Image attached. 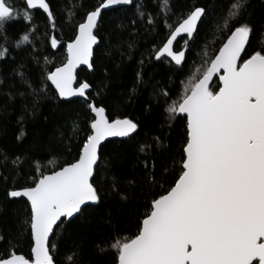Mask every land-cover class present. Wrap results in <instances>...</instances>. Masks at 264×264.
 <instances>
[{
  "label": "snow or ice",
  "instance_id": "obj_1",
  "mask_svg": "<svg viewBox=\"0 0 264 264\" xmlns=\"http://www.w3.org/2000/svg\"><path fill=\"white\" fill-rule=\"evenodd\" d=\"M248 2H230L223 18V29L230 34L212 56L203 53V70L197 69L198 75L182 83V94L173 100L167 87L154 90L153 95L164 100L169 127L178 118L186 120L180 170L169 178L164 168L158 176L155 162L151 168L145 162L150 183L161 192L146 205L135 235H117L110 245L99 248L101 253L111 251L115 264H264V49L243 59L253 27L246 22L232 24L247 11ZM133 5L135 18L129 21L130 27L144 20L154 31L162 21L168 34L162 46L155 48L154 58L167 60L181 71L191 46L199 39L200 26L212 12L211 8L194 5L177 15L171 0H162L161 11L153 14L146 10L143 0H98L73 25V36L67 42L51 37V48L65 50L63 63L48 70L46 62L35 80L18 74L21 83L31 89L18 93L33 97L31 111L35 112L40 100L49 98L51 90L58 101L71 103L73 98H81L89 116L84 128L73 124L74 135L69 137L70 150L75 135L84 132L76 145L77 158L48 173L38 167L29 186L13 185L6 191L9 199L26 198V218L19 234H28L30 256L18 254L12 247L0 253V264H56L53 253L58 249L54 242L57 233L66 231L101 199L91 178L103 157L102 142L137 131L138 124L132 119L113 118L92 99V85L80 81L77 71L80 66L93 69L94 47L104 41L106 14ZM37 8L43 10L55 30L57 17L49 0H24L22 7L17 0H0V60L10 51L6 24L26 22L28 28L15 46L32 43L30 37L36 30L32 10ZM133 46L134 42L128 44ZM144 63L140 61L141 66ZM136 77L138 84L144 82L142 71H137ZM23 134L21 130L17 139ZM139 150L144 152V146ZM18 161L16 157L13 165ZM165 184L169 186L165 188ZM67 259L69 264H80L82 249L77 247Z\"/></svg>",
  "mask_w": 264,
  "mask_h": 264
},
{
  "label": "trees",
  "instance_id": "obj_2",
  "mask_svg": "<svg viewBox=\"0 0 264 264\" xmlns=\"http://www.w3.org/2000/svg\"><path fill=\"white\" fill-rule=\"evenodd\" d=\"M17 2L21 7L24 4V0ZM49 2L57 17L55 30L43 10L34 9L33 27L36 30L30 37L32 43L16 47L15 42L28 25L23 20L6 24V46L10 51L6 59L0 60V177L8 178L7 181L0 179V235L4 236L0 240V253L15 247L17 253L27 257L30 256V239L27 233H19L28 206L24 198L6 197V191L13 185L17 188L29 186L38 167L48 173L77 158L76 145L84 132L75 135L70 150L69 137L74 135L73 124L78 123L84 128L89 116L81 98L73 99L71 103L58 101L54 91L50 90L49 98L40 100L33 112V97L18 94L31 91L21 83L19 73L35 80L38 69L46 62L48 70L64 62L65 50L51 48V37L55 35L58 41L67 42L73 36V25L98 0ZM230 2L232 0H171L177 15L186 13L194 5L212 9L200 26L199 39L191 46L183 71L167 60L161 62L154 58L155 48L162 46L168 34L162 21L154 31L144 20H140L135 28L130 27L129 21L135 18L134 5L106 14L102 26L104 41L95 50L94 67L92 70L81 68L78 79L92 85L91 98L102 104L109 115L128 117L138 124V128L132 136L109 140L102 146L103 157L93 179L101 199L66 231L57 233L54 242L58 249L53 253L56 264H69L67 257L77 247L82 249L80 264H115L114 254L111 251L101 253L99 248L110 245L117 235H135L137 223L147 211L146 205L161 192L150 183V171L145 169V162L149 163V168L155 162L158 176L164 168L168 169L169 178L178 175L186 120L178 118L169 127L164 100L153 93L167 87L174 100L182 94V83L189 76L198 75L197 69L203 70V53L212 56L230 34L223 29V18ZM161 3L162 0H143L146 10L153 14L161 11ZM246 8L243 16L232 22L233 25L246 22L253 27L243 59L264 49V0H249ZM133 42L134 46L129 48L128 44ZM141 60L145 62L143 66ZM137 71H142V84L137 83ZM21 130L24 134L17 139ZM156 137L161 140L157 141ZM141 146H144V152L139 150ZM16 157L19 161L13 165ZM168 186L164 185L165 188Z\"/></svg>",
  "mask_w": 264,
  "mask_h": 264
},
{
  "label": "water",
  "instance_id": "obj_3",
  "mask_svg": "<svg viewBox=\"0 0 264 264\" xmlns=\"http://www.w3.org/2000/svg\"><path fill=\"white\" fill-rule=\"evenodd\" d=\"M122 7H125V6H122ZM38 9V8H37ZM41 10V9H39ZM250 41V39H249ZM249 44V43H248ZM248 44L246 45V50H247V47H248ZM97 47H94V53H95V50H96ZM245 54H242V57H244ZM94 58V57H93ZM81 68H87V66H80V68L77 69V71H79ZM88 69V68H87ZM92 70V69H91ZM216 80H218V78H214ZM219 82V81H218ZM75 86V85H74ZM92 89V88H91ZM91 89L89 90V92L91 91ZM218 90V89H217ZM78 98V97H77ZM73 99H76V98H73ZM124 118V117H122ZM128 118V117H127ZM130 119V118H129ZM134 134V133H133ZM133 134H131L130 136H132ZM129 136V137H130ZM124 138H127V137H110V138H107V140H105L104 142H102V146L109 140H113V139H124ZM96 171V169H95ZM95 171H94V176H95ZM94 176L91 178V182L93 183V179H94ZM95 187V186H94ZM17 199H20V198H17ZM26 200V198H24ZM95 204V203H94ZM93 205V204H92ZM18 254H22V253H18ZM26 256V255H25ZM27 257V256H26Z\"/></svg>",
  "mask_w": 264,
  "mask_h": 264
}]
</instances>
